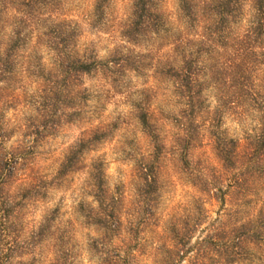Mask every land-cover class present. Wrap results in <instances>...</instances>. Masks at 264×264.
I'll return each mask as SVG.
<instances>
[{
	"label": "rangeland",
	"instance_id": "374dc122",
	"mask_svg": "<svg viewBox=\"0 0 264 264\" xmlns=\"http://www.w3.org/2000/svg\"><path fill=\"white\" fill-rule=\"evenodd\" d=\"M154 1L164 20L161 30L149 33L138 43H129L123 39L122 31L129 18L131 0H108L100 17L94 15V0H59L62 10L55 19L65 20L66 25L78 31L76 45L80 53L86 51L98 61L107 62L102 70L81 77L80 87L85 89V98L79 112L58 103L53 106V102L43 108L40 96L45 82L41 76L29 75L23 69L29 60L32 65L39 60L45 67L43 73L53 68V53L43 41L35 43V32L19 59V80H0V127L6 137L3 148L10 151L19 145H30L25 160L16 167V177L18 181L34 179L42 186L38 192H32L30 199L23 201L19 211L13 227L17 230L19 245L12 254V264H50L54 257L67 264H103L104 259L112 264H163V250L170 243L171 223L178 224L185 216L196 213L201 205L206 216L193 231V244L206 234L215 218L230 208L228 179L222 178L214 186L226 193V201L212 198L211 192H200L183 170L179 153L174 148L175 119L181 101L166 70L172 41L186 36L188 30L178 0ZM252 14L247 2L239 21L241 30L247 27ZM200 30L196 27L191 33ZM259 51L256 47L255 52ZM232 52L233 48L228 45L225 49L216 48L211 55L202 54L201 63L206 67L201 78L206 85L203 97L209 115L216 113L221 117L220 131L228 137L242 139L258 128L260 114L249 97H239L235 104L230 102L235 100L230 99V94L236 93V88L229 86V70L224 63L232 57ZM263 68L255 62L249 66L247 74L251 89L264 95ZM77 101L75 99L73 105ZM134 105L149 114L160 133L163 154L157 169L158 197L152 214L146 225H141L134 236H128L131 238L126 244L132 247L123 252V245L116 237L112 243L101 245L102 230L87 222L85 214L90 207H97L93 175L98 168L106 190L118 198L122 210L127 212L122 213V227H127V220L134 221L144 215V211H137L138 164L148 157L152 147L135 117ZM44 119L53 127L35 134L32 127L44 123ZM95 128L104 131L106 136L85 145L76 155L75 169L57 178V171L76 150L77 142L88 137ZM193 154L194 159L218 168L206 136ZM253 200L246 206L249 211L256 207ZM40 227L45 229L42 240L29 245L32 233ZM120 232L126 235L123 230ZM22 242L26 243L22 245ZM252 254L249 260L239 264H264V245ZM181 264H186V260Z\"/></svg>",
	"mask_w": 264,
	"mask_h": 264
},
{
	"label": "trees",
	"instance_id": "16d2710c",
	"mask_svg": "<svg viewBox=\"0 0 264 264\" xmlns=\"http://www.w3.org/2000/svg\"><path fill=\"white\" fill-rule=\"evenodd\" d=\"M178 2L188 32L185 33L186 36L176 37L172 41L166 70L181 101L175 119L177 131L173 137L174 148L179 153L183 170L189 174L193 185L200 192H211L212 198L226 201V193L214 186L222 178L228 179L231 206L225 209L223 215L215 218L206 234L193 244V231L206 216L201 205H198L196 213L185 216L178 224L171 223L170 243L163 250V264H181L185 260L186 264H239L249 260L252 252L261 250L264 245V95L251 89L247 74L249 66H253L255 62L264 66V0ZM247 2L253 14L247 27L241 30L239 21ZM107 3L108 0H94V15L102 16ZM60 10L59 0H0V80H19V59L31 40V34L35 32V43L43 41L45 47L53 53V68L43 73L45 67L39 60L33 65L29 60L25 62L23 69L29 75L41 76L45 82L40 96L43 108L53 102V106L58 103L63 108L79 112L83 97L85 98V89L80 87L81 77L102 70L107 62L98 61L92 53H80L76 45L78 31L66 25L65 20L55 19ZM163 21L154 0H131V11L122 37L129 43H138L149 33H158ZM196 27L201 28L200 32L192 34L191 31ZM228 45L233 48L232 57L224 64L229 70V86L235 87L237 93L230 94V99H235L230 102L235 104L239 97H249L260 114L258 128L242 139L228 137L220 131L221 117L216 113L209 115L203 97L206 85L201 78L205 75L206 67L201 63L202 54L211 55L216 48L225 49ZM256 47L260 49L259 52H255ZM209 68L213 70L214 66ZM215 78L217 81L218 75ZM75 99L78 103L73 105ZM134 107L135 117L152 147L148 157L142 158L138 164L140 181L137 189V211H144V215L134 221L127 220V227H122V213L127 212L122 210L118 198L106 190L101 169L98 168L93 175V196L97 207H90L85 214L87 222L102 230L100 244L112 243L116 237L123 245V252H128L132 247L130 243L126 244L127 239L131 238L128 236H134L141 225L147 224V218L152 214L158 197L157 169L163 154L160 133L150 121L149 114L138 105ZM47 122L44 119V123L32 125L33 132L39 135L52 128ZM54 124L57 126L58 123ZM90 133L88 137L85 136L77 142L76 150L72 151L57 171V178H62L75 169L76 155L83 151L85 145L106 136L99 128ZM204 136L210 141L218 168L206 162L202 163L198 158L194 159L193 150L202 144ZM5 138L0 127V264H12V254L19 245L17 230L13 229L19 211L23 201L32 197V192H38L42 186L36 184L34 179L18 181L16 167L25 160L27 149L31 146L19 145L7 151L3 148ZM252 199L256 207L253 206L252 211H249L246 206ZM122 230L125 236L121 235ZM44 235L45 229L40 227L37 232L32 233L27 243L33 246ZM25 243L22 242V245ZM59 256L64 260L63 256ZM50 264L67 262L54 257ZM103 264L112 263L104 259Z\"/></svg>",
	"mask_w": 264,
	"mask_h": 264
}]
</instances>
